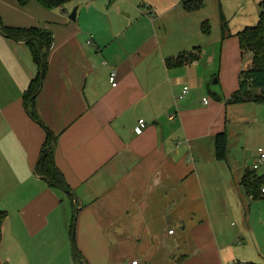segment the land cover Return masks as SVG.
Here are the masks:
<instances>
[{
  "label": "crops",
  "instance_id": "1",
  "mask_svg": "<svg viewBox=\"0 0 264 264\" xmlns=\"http://www.w3.org/2000/svg\"><path fill=\"white\" fill-rule=\"evenodd\" d=\"M80 1L66 4L77 7L70 21L66 5L0 0L6 27H44L52 44L37 123L22 106L36 71L30 51L0 34V264H75V250L81 264L264 263L258 200L240 186L259 157L242 145L243 124L264 105L227 104L239 73L204 96L213 74L189 55L200 41L198 11L173 0L160 12L134 4L120 18L98 4L83 13ZM170 12L175 21L164 22ZM46 131L75 209L35 174ZM222 132L227 153L217 161Z\"/></svg>",
  "mask_w": 264,
  "mask_h": 264
},
{
  "label": "trees",
  "instance_id": "2",
  "mask_svg": "<svg viewBox=\"0 0 264 264\" xmlns=\"http://www.w3.org/2000/svg\"><path fill=\"white\" fill-rule=\"evenodd\" d=\"M18 6L25 7L28 2H35L39 6L53 10L58 7H63L68 3L77 0H16ZM113 0H109L111 3ZM179 6L190 11L196 12L202 7L201 0H179ZM264 7V6H263ZM223 18L220 16V39L222 42L226 40L225 26L222 23ZM201 32L205 35L209 33L208 25L201 22ZM0 34L4 37L22 42L29 49L31 60L35 65V77L30 80L26 91L22 96V106L29 118L37 123H40L36 118V111L34 100L41 91V85L44 80V74L48 64V52L51 48V33L46 28L30 27L27 29L6 27L0 18ZM237 38L238 48L241 58L244 54L249 53L251 60L248 65L244 66L238 74V88L227 99V104H244L245 102H253L256 104L264 103V11L260 14L257 25L255 27H245L242 31L231 35ZM198 48L189 53L193 60L198 57ZM190 58V59H191ZM256 91V92H253ZM227 135L225 132L218 133L214 139V158L217 161H224L227 153ZM54 143L52 142L50 134L46 131V140L40 149V155L35 163V174L50 188L58 190L65 194L72 204L75 206V198L73 191L68 187L64 181L63 174L59 171L54 163ZM264 187L263 178L256 176L255 171L246 172L240 182V186L246 195L252 197L253 200H259V186ZM7 214L0 210V227L3 219ZM74 219L71 223V231H74ZM1 237V229H0ZM75 264H81L82 258L75 250L73 254ZM232 264H256V263H240L234 262ZM264 264V263H262Z\"/></svg>",
  "mask_w": 264,
  "mask_h": 264
},
{
  "label": "rangeland",
  "instance_id": "3",
  "mask_svg": "<svg viewBox=\"0 0 264 264\" xmlns=\"http://www.w3.org/2000/svg\"><path fill=\"white\" fill-rule=\"evenodd\" d=\"M85 0L79 2L78 8L79 11H85V7L91 4H98L102 7L103 12H111L110 15L114 14L122 15L121 13L124 10H130L135 7L146 9L147 6L163 11L167 5L170 4L173 0H114V3L111 6H107V0H92V3H86ZM178 0H175L177 3ZM202 7L198 10L199 15V24L205 22L208 25L209 33L207 35L203 34L199 28L198 39V53L200 55V64L204 68L209 70L213 76L207 80L208 87H205L203 92L204 96L210 98V93H213V90H218L220 88L221 82L225 85L235 84L237 74L244 66L248 65L251 60V55L246 53L241 58V54L238 48V41L236 38L232 37L245 27H255L257 25V20L260 14L264 11V0H201ZM71 5V4H70ZM66 5L65 8L67 12L71 14L76 5L69 10V6ZM130 5V6H129ZM175 12H170L166 14L163 21L172 22L175 21ZM78 14V13H77ZM126 15V14H125ZM220 16L223 18L222 23L225 26V36L226 40L224 42L220 39ZM121 18V17H120ZM227 42L225 45L224 43ZM90 43V41H89ZM226 55V56H225ZM225 57L227 59H225ZM203 68V69H204ZM205 70V69H204ZM214 80H221V82L213 84ZM208 88V90H207ZM260 105H264L261 103ZM258 105V106H260ZM255 106V105H248ZM256 106L260 110V107ZM256 109V110H258ZM248 113H253L250 111ZM250 115V114H249ZM258 117H248L244 125V133L242 145L246 148L247 153H253L256 156L257 151L262 149L264 151V121H261V116H264L263 111H259L257 114ZM237 129L241 130L242 127ZM257 161L255 160V163ZM252 170V169H251ZM253 171V170H252ZM256 176L259 178L264 176V162L259 166L258 170L255 171ZM263 187L259 186V190ZM257 214L260 215L259 225L260 230L264 232V198L257 201ZM255 216L253 220L256 218ZM229 225L238 224L235 220H230ZM263 251V250H262Z\"/></svg>",
  "mask_w": 264,
  "mask_h": 264
},
{
  "label": "built area",
  "instance_id": "4",
  "mask_svg": "<svg viewBox=\"0 0 264 264\" xmlns=\"http://www.w3.org/2000/svg\"><path fill=\"white\" fill-rule=\"evenodd\" d=\"M109 83L111 84L112 87H115V85H116V83H115V73H111L110 74V76H109ZM187 90H188L187 87H184L183 88L182 96L184 94H186ZM182 96L179 97V99H181ZM201 101H202L203 104H206L207 103L206 99H202ZM144 129H145V122H144V120H139L137 122V127L134 128V130H133V133H135V135L138 136V135L142 134V131ZM258 154H259V157L257 159V162L256 163H251V169L253 171H256L259 168V166L264 162V151L262 149L261 150L259 149L258 150ZM260 191H261V194L264 195V187H262V189ZM172 232L173 231L171 230L168 234L171 235ZM132 264H136V262H132Z\"/></svg>",
  "mask_w": 264,
  "mask_h": 264
},
{
  "label": "water",
  "instance_id": "5",
  "mask_svg": "<svg viewBox=\"0 0 264 264\" xmlns=\"http://www.w3.org/2000/svg\"><path fill=\"white\" fill-rule=\"evenodd\" d=\"M76 9H77V7H74L73 10L71 11V14L69 15L68 19L70 21H73L75 19ZM213 83H216V80H214ZM51 139H52V142L55 143V138L53 136H51Z\"/></svg>",
  "mask_w": 264,
  "mask_h": 264
}]
</instances>
